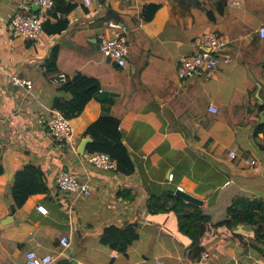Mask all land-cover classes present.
<instances>
[{
	"label": "crops",
	"instance_id": "1",
	"mask_svg": "<svg viewBox=\"0 0 264 264\" xmlns=\"http://www.w3.org/2000/svg\"><path fill=\"white\" fill-rule=\"evenodd\" d=\"M65 1L76 8L45 14L33 7L34 0H0V264H23L29 250L77 264H264V221L225 223L242 203H264V130L259 127L264 0ZM150 4L160 7L147 22L143 13ZM33 14L69 25L53 35L44 30L34 41L9 35V22ZM109 21L130 29L125 68L99 49L98 35L110 31ZM210 31L225 36L219 54L230 61L211 78L179 79L180 56L196 51L197 37ZM55 45L60 74L68 79L83 73L101 83L81 115L71 119L75 149L49 131L53 102L64 96L46 72ZM14 75L31 80L33 87L15 85ZM210 104L219 112L209 111ZM103 115L121 120L132 171L96 168L86 161V150L78 152L82 139L90 137L86 129ZM248 158L257 159L261 169L247 165ZM28 165L44 171L49 191L31 195L13 210L14 177ZM59 171L86 181L92 193L60 190ZM168 190L203 201L198 205L209 217L200 239L206 262L191 258L190 238L181 232L176 213H148L151 195ZM113 225L137 227L139 237L126 252L101 240ZM64 236L70 240L66 248L60 243Z\"/></svg>",
	"mask_w": 264,
	"mask_h": 264
},
{
	"label": "trees",
	"instance_id": "2",
	"mask_svg": "<svg viewBox=\"0 0 264 264\" xmlns=\"http://www.w3.org/2000/svg\"><path fill=\"white\" fill-rule=\"evenodd\" d=\"M55 10L70 13L76 6L68 5L65 0H55ZM160 5L150 4L145 8L144 20L151 21ZM51 13V12H50ZM212 18V16H210ZM68 20L59 19L55 23L45 20L43 28L48 34H56L67 29ZM59 45L51 49L50 56L46 64V72L49 79L59 76L57 67L59 56ZM64 96L57 97L53 102V109L60 111L66 118L74 119L81 115L88 102L95 97L101 89L100 81L95 77H89L83 73L69 76L65 82L57 84ZM264 110V106L261 107ZM257 119L260 117H256ZM119 118L111 115H103L92 123L85 131L84 135H89L92 141L87 143L86 152L109 154L117 163L119 168L125 171L134 169V162L131 159L127 146L123 142ZM264 130V122L259 125ZM4 172V166L0 158V175ZM49 191V186L44 180V171L35 165H28L24 169L16 172L11 195L14 200L13 210L21 207L25 201L33 194L45 193ZM256 210L261 211L258 213ZM147 211L150 214H158L165 211H172L179 217L181 232L190 238L192 247L191 258L199 261L204 253V248L200 246V239L206 228L205 223L209 220L208 215L198 204L185 201L176 194V191L168 190L163 194H152L148 203ZM231 219L225 223L231 226L236 222L264 221V203L259 200L242 203L235 209L230 210ZM139 233L135 225L129 227L109 226L102 234V242L111 250L126 252L128 247L138 239Z\"/></svg>",
	"mask_w": 264,
	"mask_h": 264
},
{
	"label": "built area",
	"instance_id": "3",
	"mask_svg": "<svg viewBox=\"0 0 264 264\" xmlns=\"http://www.w3.org/2000/svg\"><path fill=\"white\" fill-rule=\"evenodd\" d=\"M40 9L46 14L55 10V0H34ZM86 4H90L91 0H85ZM57 16H61L57 12ZM44 19L38 15H17L8 24L9 35L15 39H22L24 41H34L41 37L44 32ZM110 31L101 32L98 35L99 49L107 57L113 59L120 67L127 66L129 56V33L130 29L127 25L115 21L107 23ZM260 34L264 38V27L260 28ZM197 50L192 53H183L179 58V67L177 74L179 79H190L196 75H204L206 78H211L216 73L217 69L222 63H228L230 58L221 56V51L227 44V40L222 33L210 31L199 35L196 39ZM15 85L31 89L33 82L28 79H23L17 75L12 77ZM67 76L64 73L50 79L51 83L56 85L65 82ZM209 111L218 113L219 108L213 104L209 105ZM49 131L60 142L67 143L74 148L73 126L71 121L66 118L60 111H54L49 120ZM230 157L237 158V152L232 150L229 153ZM86 161L96 168L103 170H113L117 167L116 161L106 153H94L86 156ZM246 164L260 170L261 166L257 159L248 158L245 160ZM169 180H174V174L169 175ZM58 188L65 192L76 193L78 195H90L92 187L86 181H81L76 175L67 171H61L56 177ZM178 190H183L181 185L177 186ZM60 243L63 247L70 245V240L67 236L61 238ZM207 254L202 255L200 262H206ZM55 261V256L52 254L40 255L35 250L26 252L23 264H52Z\"/></svg>",
	"mask_w": 264,
	"mask_h": 264
},
{
	"label": "water",
	"instance_id": "4",
	"mask_svg": "<svg viewBox=\"0 0 264 264\" xmlns=\"http://www.w3.org/2000/svg\"><path fill=\"white\" fill-rule=\"evenodd\" d=\"M33 7L36 8L37 10L40 9V7L36 3L34 4ZM260 117H261L260 122L263 123L264 122V111L261 112ZM90 141H92L91 137H85L82 139L80 146H79V150H78V152L80 154L85 153L86 145ZM176 194L178 196L182 197L185 201H188L191 203L202 204V202H203L201 199H199V198H197L191 194L185 193V192L177 191ZM77 263L78 262L76 260H72L68 257H62V258L57 259L54 264H77Z\"/></svg>",
	"mask_w": 264,
	"mask_h": 264
},
{
	"label": "clouds",
	"instance_id": "5",
	"mask_svg": "<svg viewBox=\"0 0 264 264\" xmlns=\"http://www.w3.org/2000/svg\"><path fill=\"white\" fill-rule=\"evenodd\" d=\"M55 111V110H54ZM54 113V112H53ZM53 115V114H52ZM70 121H71V119H69ZM54 137V136H53ZM56 139V138H55ZM57 140V139H56ZM57 141H59V140H57ZM75 141V140H74ZM60 142V141H59ZM64 143V142H63ZM67 144V143H66ZM69 145V144H68ZM71 148H73L71 145H69ZM75 147H76V142L74 143V148L73 149H75ZM101 153V152H100ZM92 154H94V153H92ZM87 155H89V153H87ZM86 155V156H87ZM117 163V162H116ZM90 164V163H89ZM92 165V164H91ZM94 166V165H93ZM117 166H118V163H117ZM57 183V182H56Z\"/></svg>",
	"mask_w": 264,
	"mask_h": 264
},
{
	"label": "rangeland",
	"instance_id": "6",
	"mask_svg": "<svg viewBox=\"0 0 264 264\" xmlns=\"http://www.w3.org/2000/svg\"><path fill=\"white\" fill-rule=\"evenodd\" d=\"M229 58H230V57H229ZM72 135H73V133H72ZM72 138L74 139V136H73ZM245 163H246V162H245ZM59 172H61V171H59ZM59 172H58V173H59ZM67 172H68V171H67ZM58 173H57V175H58ZM56 177H57V176H56Z\"/></svg>",
	"mask_w": 264,
	"mask_h": 264
}]
</instances>
